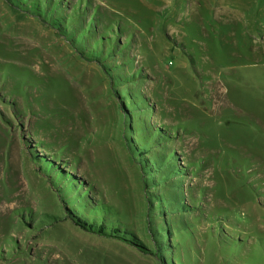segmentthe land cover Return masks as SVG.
Returning a JSON list of instances; mask_svg holds the SVG:
<instances>
[{"label":"rangeland","instance_id":"374dc122","mask_svg":"<svg viewBox=\"0 0 264 264\" xmlns=\"http://www.w3.org/2000/svg\"><path fill=\"white\" fill-rule=\"evenodd\" d=\"M0 264H264V0H0Z\"/></svg>","mask_w":264,"mask_h":264},{"label":"trees","instance_id":"16d2710c","mask_svg":"<svg viewBox=\"0 0 264 264\" xmlns=\"http://www.w3.org/2000/svg\"><path fill=\"white\" fill-rule=\"evenodd\" d=\"M7 1H10V0H7ZM45 2H46V3H47V2H51V0H45ZM90 32H91V31H89V33H90ZM126 95H127V98L129 99L128 94H126ZM128 104H131L130 101L128 102ZM126 129H128V128H126ZM143 142H144V140H143ZM153 163H154L156 166L161 165V162H160V161H157V160H154ZM169 164H170V165L167 166L166 170H164V171H167V170H168V172H167L168 174H162V175H163L164 177H166V176L169 175L170 179H167V180L172 181L173 177H174L176 174H178L179 172L181 173V171L178 170V169H176L174 166H171V163H169ZM155 165H154V166H155ZM166 178H167V177H166ZM80 206H81V207H80V209H79V212H78V210H76L78 214L84 212V210H83V209H84L83 204L80 205ZM165 207H166V208H167V207H175V205H174V204H169V203H167V204H165ZM84 222H85V223H82V222H80V220H77V221H76V225H77L79 228H81V229H86L87 231H92L93 229H92L91 224H87L88 221H86L85 219H84ZM96 223L98 224V231L100 232V231L102 230V227H101V226H103V225H102L103 220L101 219L100 221H97ZM161 232L164 233V229L155 228V235H152V236L154 237V238H153V241H154L155 245H158V246L161 247V249H162V248H163L162 244H164V240H162V233H161ZM101 233H102V232H101Z\"/></svg>","mask_w":264,"mask_h":264},{"label":"bare ground","instance_id":"6f19581e","mask_svg":"<svg viewBox=\"0 0 264 264\" xmlns=\"http://www.w3.org/2000/svg\"><path fill=\"white\" fill-rule=\"evenodd\" d=\"M219 94H221V93L219 92Z\"/></svg>","mask_w":264,"mask_h":264}]
</instances>
